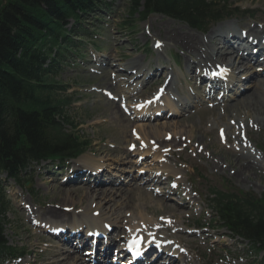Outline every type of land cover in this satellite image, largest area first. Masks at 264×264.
I'll return each instance as SVG.
<instances>
[{
  "label": "rangeland",
  "instance_id": "374dc122",
  "mask_svg": "<svg viewBox=\"0 0 264 264\" xmlns=\"http://www.w3.org/2000/svg\"><path fill=\"white\" fill-rule=\"evenodd\" d=\"M226 3H228L231 8L239 7L254 10V19L257 20L253 21H260V23L264 22V0H227ZM109 8L110 9L106 10L103 8L102 10L105 11L99 10L94 13L95 17L91 15L85 16L84 19L80 21L81 23L77 25H74L73 21H69L66 28L68 30H73L74 28V32H71V39L78 38L77 34L80 33V29H88L89 33L95 32L96 36H92V38L88 37L81 41V51L78 52V55H71V58L66 59L65 64H63L64 67H62L58 76L55 78L60 83L69 85L67 94L72 98V104L65 110V115L68 119L73 120L77 124L75 131H78L82 137H85L86 139L89 138L93 142L90 149L83 153L79 158L88 156L98 160H105L107 163H112L111 165L115 168V171L113 172L115 173L118 171V175H121V177L119 179L116 178V180H120L124 184L123 186H126L127 188H135L133 197L136 196L135 194L139 193L140 197L145 198L148 202L147 205L150 207L146 210L147 213L164 215L173 211L174 216H177L180 214V211L176 204L173 205L170 202L172 201L171 199L167 201L162 199L159 203H167L174 207L173 209L167 208L168 206L156 205L151 201L153 196H151L150 192L137 187L143 179L133 184L130 182L129 173L125 174L119 172L121 168L122 170H128L131 168L132 172H130V174L132 175L135 173H133V169L137 170L138 168H141V165H135L134 167L127 165V167H123V164L119 165L114 162V160L121 157V152H123L121 149L126 151L125 148L127 147L128 140H132L129 130L135 127L136 123L130 121L123 123L121 119L114 117L113 109L117 108V104L108 101L101 92L107 90L109 94L115 98L116 95H119L118 91L120 89L114 84L115 76L113 77V73L115 74V72L102 65L97 67L93 56L96 57L97 55H100V58L103 59L105 56L111 55L113 58L111 64L116 66L118 64H126L133 57L143 59V62L147 63L149 60L156 57V53L151 50V39L156 38V29L159 30V35H157L159 36L158 40L166 41V37L163 35L164 27L161 28L163 24L180 27L188 30V32L198 34L199 36L204 35H202L201 32L187 27L183 23L161 15H150L144 21L136 20L131 27H128L122 25L123 20L127 18V0H111ZM246 17L247 16L240 17L238 14L236 18L233 17L223 23H230L233 26L237 25L238 28H244L243 24H251L250 20L246 19ZM150 24H154V28H150ZM209 30H211V28H207L206 31L209 32ZM206 31L204 34L207 33ZM148 35H150V37ZM168 51L173 52V54L177 53L181 57L182 62L185 61L184 54L186 52L182 47L170 44ZM74 60L79 61L77 66H73L72 61ZM128 76L130 78L132 75ZM133 84L135 83H132V86ZM156 85V83H153L152 86L143 89L146 90V96H149L151 92L154 91ZM139 91L142 90L138 88V92ZM260 92H262L261 89ZM56 94H58L59 98H62L65 97L66 93L63 94L58 92ZM136 99L137 97L132 95L130 97V102L132 101L134 103ZM234 101L235 100L230 101L229 104H223V107L218 106L216 110L207 109L202 114L200 110L195 109L188 115L175 117L169 120V122H166L171 124L178 121V123L182 125L180 130L184 131L186 137L189 130L188 125L192 124L193 129H191L190 132L194 136L190 140L198 145L204 146L202 155L198 157L194 158V154H183V156L187 157V163H189L190 167H195L199 170L200 177L191 176V169L183 170L182 167H180L179 171L182 173L180 175L182 176L184 183H187V176L188 181H192L195 184V187L200 191L203 199H207L206 190L208 188L222 189L223 185L226 184L245 191H252L257 194L264 193V171H256V173H252V176L248 178L244 175H238L233 162L234 156L224 148H221L222 146L217 143L218 141H216L215 138L217 136V130L224 127V125L221 126V123L223 124L225 122V124L229 125L227 121L230 118H233L234 123H236L235 121H237L239 117L240 119H244L245 112L250 111L252 108L250 106H243L242 103ZM245 119H248V121L243 120L241 122L239 121V123L250 126L251 129L249 130V133H252L251 140L254 141L256 145L257 143L264 142V126L256 123L253 117H245ZM224 128L223 130L226 131L227 129ZM65 129L71 130L68 126H65ZM91 151H93V153H91ZM218 151L226 154L227 159H221V155H219ZM177 157V154H173L170 161V163H172L171 165H175L176 169H178V167L177 164H174V161H176ZM123 159L122 163L129 161L125 156ZM131 159L134 161V157H131ZM208 159L211 163L213 160L218 161L219 166L213 167L211 163L208 165ZM157 167L158 166H156V168ZM52 171L53 170L50 168H47V164L45 163L32 167L31 170H27L26 175H23V182L26 183L28 180L27 186L22 187L14 184L12 181L7 182V193L9 194L12 203L10 202L9 211L6 215L7 223L5 224L4 234L12 246H16L17 248L21 247L27 252L25 257L15 262L16 264L31 262L33 258L37 260L38 264L46 263L50 260V253L45 252L43 248L47 244L45 241H52L42 237V230L33 228L28 221V216L31 207L37 213H41L43 212L42 209L48 205L61 204V196L60 194H57V191L61 189L59 188L60 182L51 181L52 177L50 173ZM173 178L174 177L172 176L170 180ZM169 181L164 184L165 188L168 187L167 184ZM72 187L67 188L69 189ZM193 195L195 194L193 193ZM22 197L24 198L23 200ZM134 202L136 205H139L142 210L145 209L140 199ZM172 202L174 203V201ZM199 202L205 208L202 215L196 217L193 213L192 217L188 220L186 216L184 223H189L190 227H192V221L199 222L200 224L206 222H209L211 225L215 224L210 219L211 210L209 207L206 208L205 201ZM83 205H87V202H84ZM74 206L75 210H78L81 208L82 204L79 205V203L75 202ZM23 207H26V214L21 210ZM197 208L198 207L195 206L194 210ZM127 212H129L128 214L130 215L131 209H128ZM159 220L158 217L154 219L155 222H158ZM180 225L183 226V224ZM214 229H216L217 232H220V234L222 233V235L229 236L219 239V242L223 241L224 245L223 243H215L214 241L217 240L216 237H213V241L208 242L206 245H203L200 240L186 238L187 240H185V244L190 251L189 256H192L191 260L194 264H224L220 260L222 255L228 257L232 253L240 255L237 264H254L252 261L253 259L261 258V253L251 255L248 253L249 256H247V252L242 251L245 249V245L242 244L238 246L237 240L232 239L228 232L225 229L220 228L219 225ZM202 240L203 239H201V241ZM224 250H226L227 253H225ZM2 261L3 259H0V264H7L6 262L2 263Z\"/></svg>",
  "mask_w": 264,
  "mask_h": 264
},
{
  "label": "trees",
  "instance_id": "16d2710c",
  "mask_svg": "<svg viewBox=\"0 0 264 264\" xmlns=\"http://www.w3.org/2000/svg\"><path fill=\"white\" fill-rule=\"evenodd\" d=\"M0 0V175L19 181L32 162L76 156L85 142L65 133L56 120L67 99L57 91L65 87L54 81L57 64L67 56L70 43L65 24L79 22L105 0ZM128 14L145 18L163 13L195 28L223 18L227 6L211 0H128ZM56 47V54L51 55ZM49 60V62H47ZM216 210L223 222L244 235L257 250H264V196L243 198L217 193ZM7 201L0 181V252H13L3 236ZM253 244V245H254Z\"/></svg>",
  "mask_w": 264,
  "mask_h": 264
},
{
  "label": "bare ground",
  "instance_id": "6f19581e",
  "mask_svg": "<svg viewBox=\"0 0 264 264\" xmlns=\"http://www.w3.org/2000/svg\"><path fill=\"white\" fill-rule=\"evenodd\" d=\"M154 26V24H150V28H154ZM163 27V35L166 37L167 43H163L162 41H160L158 43L159 48H161L162 51L163 48L169 46L170 44L182 47L183 50H185L186 52L184 55L186 57L185 66L187 69V75H184L181 72H176L174 74L173 72H166L165 70H163L160 65L161 63L159 62V59L162 57V60H164L166 57L163 58L162 53L158 54L155 60L156 75L154 76L152 81L157 82L162 79V82L160 84L162 89L161 95L166 94L167 90H171L172 85L173 88H175L178 81H180L179 78L187 76L189 80L197 82L198 80L200 81L202 80V78L206 77L204 74H211V71H213L212 68L219 67L223 70V75H228L229 73H232L230 79L224 83L225 88H230V86L233 85L234 87L231 90L234 91L236 88V84L238 83L237 81H241V77L245 78V80L250 81L249 92H243V94L245 95L240 96L236 100V102L242 103L243 106H250L252 108L250 109V111L245 112V116L243 117L244 119H240L239 117V119L235 122L248 120L245 119V117H253L256 123L262 124L264 126V92H260V86L264 85V78L259 79L260 74L255 73L254 70H250L252 68V65L244 61L245 56L243 55V53L247 52V50L249 49L244 48L241 50L242 52L239 53L238 50H234L231 44L227 41L226 38L228 37L229 33H232V37H230L231 39L237 38L236 30H233L231 28L227 30L226 28L219 26V28L211 29L208 35L205 34L204 36H199L198 34H195L193 32H188V30L186 29H182L180 27H173L170 24H163L161 28ZM156 32L157 35H159L158 29H156ZM238 34H240V32H238ZM247 34L252 36L253 38L258 39L261 38L262 32L254 28H250L247 31ZM157 35L154 41H159V36ZM111 60H113L112 57H106L104 59V62H106L107 65L105 66H108L106 68L112 69L115 72V75H117L116 77L118 78L121 75H129V73L127 72L128 69H137V72H140L142 68H144V66L146 65H142L143 63L141 59L133 57L126 64L118 65V68H114L112 66H109ZM120 66L123 67L120 69ZM207 68H211V70H208L207 72ZM196 69H198L199 74L194 73ZM239 74L241 76H238ZM137 76L138 75H135L136 78ZM205 80L206 83L212 86L213 81H210L208 79ZM124 84L125 82L120 81L116 84V86L120 87ZM206 88H208L207 84H204V86L199 84L198 89L200 91H198L197 88L193 89L201 94L205 91ZM132 91H134V89ZM197 99V94H193L187 88L184 96L179 95L177 97L176 102L173 103V101H171V103L167 104V108L169 109V111H171V109L175 112L180 111L178 109L185 111L186 107H188V102L190 101L192 102L190 107L202 105L198 104L200 100ZM151 102L153 105H157L158 107H148L146 108V110L151 113L158 111V108L161 107V105L158 103V100H152ZM119 112L120 111L118 110V108H114V117H118L123 123L126 122L127 119L123 117V115ZM227 123H234L233 118H230ZM222 125H225V128L227 129L231 128V126L225 124V122L223 124L221 123V126ZM181 126L182 125L179 124L178 121L171 124L166 122H155L152 124L144 123L142 125H137L135 128L136 135L138 136L137 139L143 145L142 153H153L155 154V156H158L157 154L161 153L160 146L162 144L167 143L166 137L168 133L172 135V139L168 141V143H180L182 141V136L185 135L184 131L180 130ZM188 127L189 130L186 135L187 138L191 139L194 136L190 132V130L193 129L192 124L188 125ZM190 146L194 147V149L196 148V145L193 142H191ZM121 153L122 156L114 161L117 162V164L122 163L121 158L125 155V152ZM218 153L219 155H221V159H227L226 154H223L219 151ZM233 160L237 174L244 175L247 178L252 176L251 171H254L256 173V170L262 169L258 162L250 159L248 153H245L243 151L237 153L234 156ZM145 163L146 162H142L141 164L146 166ZM213 163H215L212 164L214 167L219 166L218 161H214ZM80 164H82V167H90L91 169L95 170L96 168H99L102 165V162L98 159L86 156L84 159L81 160ZM133 164H136V161H133ZM109 167L112 169V171L115 170L113 169L114 167L112 165H110ZM159 170L162 172H167L168 174L171 172L174 175L178 173L177 171H174L168 165L165 164H163L161 166V169ZM121 172L126 171L121 170ZM138 178L139 177L135 175L132 182L134 183ZM148 179L149 176L145 181V188L146 183L153 182L156 185H160L163 181V177L160 176H157L156 179ZM102 184V182L93 183V185L81 184L80 186H73L69 189L67 188L68 186H60L59 188L61 189L57 191V194H60L61 196V204L48 205L47 207L43 208V212L37 215V217L39 218H37V220H42L45 224H50V226H52L53 228H60L66 226L69 217H71L74 222L78 223L76 225L77 227L83 225H89L91 227H101L103 222H110L115 225L118 229H124L127 232L126 239L129 241L135 238L145 240L148 237L153 236L154 234L151 233L158 230V224L154 223V219H156V217L159 218L160 215L147 213L146 210L150 206L147 205L148 202L145 200V198L140 197L139 193L135 194L136 196L133 197L135 188H127L126 186H123L122 183L116 184L114 183V181H112V183L108 184L109 186H103ZM82 185L85 186L83 189ZM139 199L145 208L144 210H142L139 205H136L134 202ZM160 200H162L161 196H155L151 201H153L156 205L168 206L167 208L169 209L174 208L167 203L160 204ZM75 202L79 203V205L82 204L79 212H74L73 210V208L75 207ZM84 202H87V205H83ZM180 206L188 208L189 205L187 203H182ZM128 209H131L130 216L128 214L129 212H127ZM94 211L96 212L97 217L93 216L92 212ZM169 215H173L171 218H175L176 221L178 219L179 221H181L180 217L174 216L173 211L164 214L165 218ZM162 228H165V226H163ZM172 248L174 255H180V253L178 252L179 248L177 246L173 245ZM50 255L51 257L49 261H47L46 263L39 264H88V261L84 259V256L80 255L79 251L70 252L68 249L58 246L54 251L50 252ZM179 260L181 259L179 258ZM32 261L34 264H38L37 260L34 259Z\"/></svg>",
  "mask_w": 264,
  "mask_h": 264
},
{
  "label": "snow or ice",
  "instance_id": "6c2138e0",
  "mask_svg": "<svg viewBox=\"0 0 264 264\" xmlns=\"http://www.w3.org/2000/svg\"><path fill=\"white\" fill-rule=\"evenodd\" d=\"M157 47H159V44H157Z\"/></svg>",
  "mask_w": 264,
  "mask_h": 264
}]
</instances>
